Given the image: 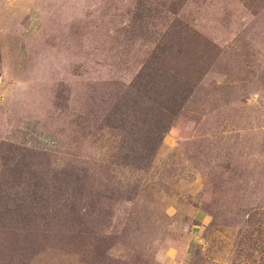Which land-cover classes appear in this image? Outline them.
I'll list each match as a JSON object with an SVG mask.
<instances>
[{"label": "rangeland", "instance_id": "374dc122", "mask_svg": "<svg viewBox=\"0 0 264 264\" xmlns=\"http://www.w3.org/2000/svg\"><path fill=\"white\" fill-rule=\"evenodd\" d=\"M0 199V264H264V0H0Z\"/></svg>", "mask_w": 264, "mask_h": 264}, {"label": "trees", "instance_id": "16d2710c", "mask_svg": "<svg viewBox=\"0 0 264 264\" xmlns=\"http://www.w3.org/2000/svg\"><path fill=\"white\" fill-rule=\"evenodd\" d=\"M27 159H23V164L20 166H16L13 167L12 169L10 168V163L7 162L6 165L8 167V171H13V180L10 182L9 185V189L10 191H14V193L16 192H23L24 195L22 197V202L25 203L26 201L30 202L32 204V201L39 197L38 192H39V188H40V183H39V179L37 177V173H38V169H33V167L30 166V164H33V162L30 161H26ZM34 165V164H33ZM11 174V173H10ZM36 176V181L35 180H31L32 177ZM71 176V175H68ZM70 178V177H69ZM25 180V181H23ZM56 182H54L52 184V186L54 188H56ZM50 184V183H49ZM45 186H48V179L45 180L44 182ZM48 189V188H46ZM58 190V189H57ZM58 192H60L58 190ZM40 203L41 205H45V203L50 202V199L46 196V194L43 196H40ZM5 200L0 199V206L2 205V202H4ZM9 201L13 202L14 204H16L18 202V197L15 195L12 199H10ZM8 204H6L5 206H3L2 211L0 210V221H2L3 219H9V220H13V221H17V222H31L33 221V219H35V214L31 213L29 211H20L18 209H12L10 208V210L8 209L7 206ZM30 208H32L30 206ZM45 219L46 216L41 214L37 216V220L40 218Z\"/></svg>", "mask_w": 264, "mask_h": 264}]
</instances>
